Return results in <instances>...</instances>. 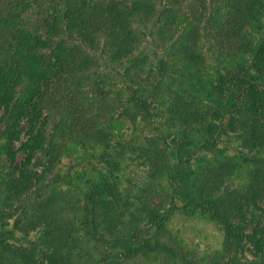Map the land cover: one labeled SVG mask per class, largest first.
Instances as JSON below:
<instances>
[{"label": "trees", "instance_id": "obj_1", "mask_svg": "<svg viewBox=\"0 0 264 264\" xmlns=\"http://www.w3.org/2000/svg\"><path fill=\"white\" fill-rule=\"evenodd\" d=\"M207 7L0 0V264H38L12 246L22 223L48 264H264V0H222L211 20ZM153 19L166 36L156 66L141 51ZM224 140L234 155L216 150ZM75 154L80 172L52 175ZM176 212L217 224L221 254L194 263L165 241Z\"/></svg>", "mask_w": 264, "mask_h": 264}, {"label": "rangeland", "instance_id": "obj_2", "mask_svg": "<svg viewBox=\"0 0 264 264\" xmlns=\"http://www.w3.org/2000/svg\"><path fill=\"white\" fill-rule=\"evenodd\" d=\"M222 8V0H208L207 10L204 11V17L206 20H211L213 17L215 19L217 16L222 15L223 12L220 11ZM223 16V15H222ZM156 20L149 21L145 28L144 42L141 47V50L145 56L149 58V63L152 66H156L158 63V58L163 57V51L165 52L166 48V36L163 32V25L161 23H155ZM208 29V28H207ZM210 32L204 31V34L201 38L202 50L205 57L211 64H214V56L217 55V51L214 49L213 45L210 42ZM139 54H141L139 52ZM113 97L115 98L114 94ZM164 99L154 105L155 117L164 109L165 104ZM125 135L128 139L132 137L141 136V130L139 125L130 126L128 125L125 130ZM26 137L22 138V142L17 144L16 150L18 151L17 164L22 166L25 162V154L22 152L21 148L23 147V142ZM216 150L222 151L224 156H232L235 154V148L232 143L224 140L221 143L216 144ZM42 156H39L37 162L40 161ZM79 155H74L72 157H63L57 166L53 169V174L58 175L61 178L67 180L69 174H73L75 171L80 172L81 164L78 160ZM41 169L38 172L41 174ZM138 172V171H136ZM48 174L50 178L53 176ZM131 180H135L141 174H136L135 172L131 173ZM128 185V184H127ZM58 191L68 190L69 186L57 185ZM0 210H4L0 207ZM252 223L250 222V225ZM168 233L165 236L164 240L172 244L175 248L179 249L181 254H184L188 260H193L196 263L201 259H209L212 255H220L222 250V243L224 240V233L217 224L212 222L210 219L202 216H189L180 212L169 217L167 222ZM16 240L12 242L13 247L19 248V250L24 253H28L33 259L37 261L38 264H48L45 259V245L39 239L37 233L28 227L25 223H22L18 226L15 232ZM127 264H179L178 262L172 261L167 262L156 256L150 258L139 257L134 260L127 262Z\"/></svg>", "mask_w": 264, "mask_h": 264}]
</instances>
